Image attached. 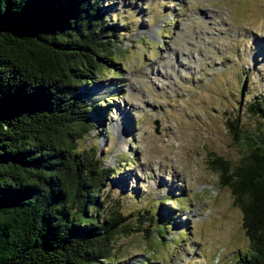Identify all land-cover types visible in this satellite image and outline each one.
Masks as SVG:
<instances>
[{
    "label": "rangeland",
    "instance_id": "1",
    "mask_svg": "<svg viewBox=\"0 0 264 264\" xmlns=\"http://www.w3.org/2000/svg\"><path fill=\"white\" fill-rule=\"evenodd\" d=\"M98 1L122 56L84 90L94 126L77 151L112 170L101 214L140 223L102 264H236L242 211L209 161L244 153L226 120L261 128L246 104L264 103V0Z\"/></svg>",
    "mask_w": 264,
    "mask_h": 264
},
{
    "label": "trees",
    "instance_id": "2",
    "mask_svg": "<svg viewBox=\"0 0 264 264\" xmlns=\"http://www.w3.org/2000/svg\"><path fill=\"white\" fill-rule=\"evenodd\" d=\"M101 7L0 0V264H102L140 230L118 206L101 214L112 170L95 149L77 151L94 126L84 90L122 56ZM246 106L261 128L246 137L226 120L244 153L209 165L242 211L250 244L236 264H264V103Z\"/></svg>",
    "mask_w": 264,
    "mask_h": 264
},
{
    "label": "bare ground",
    "instance_id": "3",
    "mask_svg": "<svg viewBox=\"0 0 264 264\" xmlns=\"http://www.w3.org/2000/svg\"><path fill=\"white\" fill-rule=\"evenodd\" d=\"M191 40V39H190ZM185 42V41H184ZM259 46V45H258ZM189 47V46H188ZM182 49V48H181ZM190 48H186V50L184 51V52H189L190 50H189ZM258 50H260V49H258ZM179 51H180V49H179ZM182 53V52H181ZM192 53V52H191ZM257 53V52H256ZM188 55V54H187ZM256 57V56H255ZM183 60V59H182ZM167 61V60H166ZM169 64V63H168ZM164 68V67H163ZM171 68V67H170ZM168 69V68H167ZM161 71H164V70H161ZM169 71V70H168ZM163 73V72H162ZM169 73V72H168ZM122 120V119H121ZM120 120V121H121ZM121 126V125H120ZM120 129V128H119ZM123 132V130H121V133ZM119 138V137H118ZM147 164V163H146ZM161 172L163 173V171H162V169H161Z\"/></svg>",
    "mask_w": 264,
    "mask_h": 264
},
{
    "label": "water",
    "instance_id": "4",
    "mask_svg": "<svg viewBox=\"0 0 264 264\" xmlns=\"http://www.w3.org/2000/svg\"><path fill=\"white\" fill-rule=\"evenodd\" d=\"M157 131H158V130H157ZM157 131H156V132H157Z\"/></svg>",
    "mask_w": 264,
    "mask_h": 264
}]
</instances>
